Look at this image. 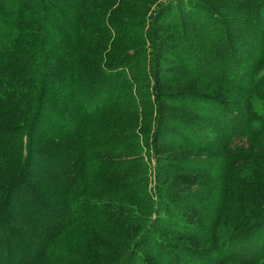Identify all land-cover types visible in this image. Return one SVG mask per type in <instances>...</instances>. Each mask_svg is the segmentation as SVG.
I'll return each mask as SVG.
<instances>
[{"label":"rangeland","instance_id":"obj_1","mask_svg":"<svg viewBox=\"0 0 264 264\" xmlns=\"http://www.w3.org/2000/svg\"><path fill=\"white\" fill-rule=\"evenodd\" d=\"M49 1L52 2V11L62 14L61 23L57 16L56 19L54 18L49 34L51 41L56 42L52 53L57 54L64 50V42H60L64 38L62 27L70 21L66 17L64 7L75 0ZM194 1L202 8H200L202 13L208 16L207 19L200 17L196 20L192 17L189 13V6L193 2L191 3L190 0H101L92 2L96 11L90 13H102L108 19L127 23L124 35L129 41H116L111 36L109 39L104 38V41L107 40L104 44L103 42L95 44L93 48L97 52H106L110 58H115L113 63L119 65V69L121 68L120 77H122L119 82L126 81L127 85L131 86L130 89H123L116 94L126 93L127 98L132 95V99L139 107V117L134 122L136 125L131 128L134 133L133 140L119 143V141L108 139L106 144H103L99 141L102 137L97 136L98 150L91 151L90 154L95 153L98 160L107 161L111 166L118 167L112 176L113 179L109 181L111 185L115 186L114 182L129 179L137 187L133 192L123 195L124 198H130L132 213L129 210L115 212V215L126 224L113 226L112 233L107 235H102L101 232L96 231V228L93 230L88 226L79 225L74 230L60 231L61 233L56 235L52 233L55 229H48L49 221H46L39 229L44 235L48 234V241L54 244L51 249L47 250V253L50 252L49 257L48 254L46 256L47 264H109L111 261H117L121 254L122 256L127 254L126 248L131 240L137 238L142 230L153 224L156 231L155 237L161 232L158 237L163 242L170 245L176 244L178 248L179 246L180 248L191 247L203 253L207 261L213 260V264L217 261H221L220 264H234L230 262L231 259L223 257L225 254L219 250V246L225 241L222 237L228 234L225 230H232L230 228L233 225L245 218L244 212L248 209L246 206L248 201L238 204L237 212L233 210L232 214L227 212L228 209L222 210L224 207L220 205V202L228 198V191L234 194L240 185L242 189L243 186L245 187L243 190L246 189L250 194L257 195L259 199L256 200L264 201V161L253 158L239 163L235 168L231 167L228 161L230 160L229 143L235 142L238 137L230 141L229 138L227 139V134L228 131L234 129L244 134L246 140L253 141L255 137L253 130L259 123V116L264 110V98L257 100L249 98L245 92L224 81L221 77L224 74L214 66L216 57L208 49L207 42L201 39L203 30L200 25L204 20L205 25L212 27L211 30L214 32L220 29L218 26L225 25L230 33L238 37L239 43L243 45L239 53L248 64L244 66V61L238 60L243 64L240 65L237 62L235 65L238 68L245 67L246 73H248V68L250 73L253 69L254 74L251 73L250 76L260 78L257 86L262 87L263 91L256 92L260 94L264 93V22L261 16L259 20H256L255 16L251 18L246 13V10L251 12L254 8L255 3H251V0H237L236 4L232 3L234 0ZM165 4H168L169 8L167 7V11L157 23L154 21L156 13ZM203 8L212 10L213 16L205 13ZM71 9V12L76 11L74 8ZM111 42L119 44L121 51L118 52L109 47ZM153 44H157L158 47L155 49ZM193 45L196 46L197 57L203 62L201 64H205L201 72L195 68L196 66L193 69L199 72L197 74L204 76L210 74L208 78L194 74L191 68L194 65L192 60L195 59ZM122 55L124 58L120 59ZM91 83L92 79L87 85ZM67 90L66 83H54L49 94L61 93L59 105L61 106L62 103L67 105L64 97L68 94ZM191 91H199L206 97L214 95V98L220 99L219 101L214 99L216 104H208L210 108L215 106L214 112L217 111V113L210 114L200 111V105L191 104L189 100L179 95L180 92ZM61 100L62 103H60ZM60 106L58 108L55 106V110L48 108L47 112L39 118L38 126L43 131H37L36 136L33 137V147L41 152V156H36L37 168L41 169L44 165H51V173L44 176L37 185L47 202L49 199L44 192L47 194L48 190L53 187H57L55 192L60 195L57 201L65 202L64 200L69 199L67 192L56 186L54 180L68 178L67 172L77 168L70 159L51 158L56 153L48 146L47 139L53 138L50 127L57 120L52 111H56ZM228 107L236 112V118L229 123L232 127L225 123L227 120L225 109ZM62 109L68 112L65 107ZM248 112L250 117L247 118L245 114ZM104 116H99L103 120H92L89 127L90 132L93 130L97 133L96 135H99L97 131L103 126L105 128L107 126L108 132L111 133L122 131L125 121L115 118L111 120ZM259 133L264 135V126ZM4 141L0 136V142L4 143ZM255 142H260V140ZM11 143L14 146L13 141ZM107 146H116V149L118 147L121 149L107 151ZM92 163L96 166L98 161H92ZM105 165L106 163L103 164ZM89 181L94 185H86V187L79 185L78 190H74L73 197L76 201L84 197L81 192H84L83 194L88 199L107 195V191L99 187V180L90 179ZM113 195L120 194L113 191L111 196ZM134 198L138 199L140 206L135 202L136 199L133 200ZM141 208L143 211H140ZM74 211L81 212L77 207ZM92 215L94 213L89 217L93 219ZM151 221H153L152 225H150ZM169 221L174 224L191 226V228H184L186 233L182 235L174 232L180 226L177 225L173 233H164L169 232ZM260 234L258 238L262 242L264 230ZM97 235L98 239H96ZM35 240L36 237H27L26 243L29 248L34 245ZM96 243L109 247L107 254L103 255L100 260L82 261L86 254L92 255L95 252ZM255 245L258 250L262 248L259 243ZM137 251L136 255L128 260L130 261L128 264H166L165 261H175L172 257L169 258L166 246L161 249L156 245L155 238L150 241L144 240ZM176 251L177 253L174 251L175 256L178 255L181 260V252H178L179 249ZM235 255L243 257L241 254L235 253ZM184 256L188 255L183 254V258ZM19 262L14 261L15 264ZM185 262L188 264L187 261Z\"/></svg>","mask_w":264,"mask_h":264},{"label":"trees","instance_id":"obj_2","mask_svg":"<svg viewBox=\"0 0 264 264\" xmlns=\"http://www.w3.org/2000/svg\"><path fill=\"white\" fill-rule=\"evenodd\" d=\"M96 1L101 0H75L64 7L66 17L70 21L65 27H62L64 38L60 42H64V50L55 54L52 51L56 47V42L51 41L49 34L54 18L57 16L61 23L62 14L52 11L51 1L0 0V133L3 134L0 136L5 140L4 143L0 142V264H15L14 261H20L17 264H47L46 256L48 254L49 257L50 253H47V250L51 249L54 244L52 241H48V234L46 236L40 230L46 221H49L48 229H55L52 233H56V235L74 230L78 225L88 226L93 230L96 228V231L101 232L102 235H107L112 233L113 226L126 224L115 215V212L129 210L132 213L130 198H124L123 195L133 192L137 185L132 184L129 179L114 182L115 186L111 185L109 181L113 179L112 176L118 167L111 166L107 161L98 160L95 153L90 154L91 151L98 150L99 141L106 144L108 139L119 141V143L133 140L134 133L131 128L136 125L134 122L139 117V107L132 99V95L127 98L126 93L116 94L123 89H130L131 86L127 85L126 81L119 82L122 77H120L121 68L119 69V65L113 63L115 58H110L106 52H97L93 48L95 44L102 42L104 44L107 41H104V38L109 39L111 36L116 41H129L128 37L124 35L127 23L108 19L102 13H90L96 11L95 5L92 3ZM190 2L193 3L189 6V13L194 19L208 18L194 0H190ZM235 2L238 3L237 0L232 3L236 4ZM250 2L255 3L254 8L251 12L246 10V13L251 18L255 16L256 20L263 18L264 22V0H251ZM76 6L77 8H75ZM167 7L169 8L168 4H165L158 9L154 21L157 23L160 21L167 11ZM71 8L76 11L71 12ZM203 9L206 11L205 13L213 16L212 10ZM217 18L219 19V17ZM205 24L206 21L202 20L201 39L203 42H207L208 49L216 57L214 66L224 74L221 76L224 81L245 92L249 98L255 100L264 98V93L256 94L258 90L262 92L263 89L257 86L260 78L250 76L251 73L254 74L253 69L250 73L248 68V73H246L245 67L238 68L235 65L239 61H244V66L248 64L239 53L243 45L239 43L238 37L230 33L225 25L218 26L220 29L217 27L214 32L211 30L212 27ZM109 47L115 51H121L119 44L116 45L115 42H111ZM153 47L156 49L158 46L153 44ZM192 47L195 48L193 50L195 59L192 60L194 65L191 68L194 74H197L201 72L205 64H201L203 62L197 57L196 46ZM188 54L194 56L192 53ZM119 58L124 57L122 55ZM194 67L200 71L193 69ZM197 75L205 78L210 77V74L208 76ZM246 76L248 77L246 78ZM90 79H92V83L87 85ZM58 81L67 84L68 94L64 96L67 105L62 103V100L60 101L62 105H59L61 93L49 94L51 86L54 83H59ZM179 95L189 100L191 104L200 105V111L210 114L217 113V111L214 112L215 106L213 108L208 106V104H216L215 100H220L214 98V95V97L212 95L206 97L199 91L180 92ZM55 106L56 108L60 107L56 111H52L53 116L57 118L50 127L52 132V136H50L53 138L47 139L48 146L56 153L51 158L70 159L77 167L67 172L68 178L54 180L56 186L67 192L69 199L64 200L65 202L57 201L60 198L58 192H55L57 187L48 190L47 194L44 192L49 199L47 202L37 186L44 176L51 173V165H44L41 169L37 168L36 156H41V152L33 147V137L36 136L37 131H43L38 126L39 118L47 112L48 108L55 110ZM63 107L68 112L64 111ZM225 110L227 114L225 123L229 126L231 120L233 122V119L236 118V112L229 107ZM100 115H105L111 120L115 118L125 121L122 131L111 133L108 132L107 126L106 128L103 126L97 131L99 135H96L97 133L93 130L90 132L89 127L92 120H103L99 117ZM245 115L247 118L250 117L249 112ZM259 120L253 130L255 136H253V141L246 140L244 134L238 133L234 129L228 131L227 139L229 138L230 141L238 137L235 142L229 143L228 156L230 160L228 161L231 167L235 168L239 163L253 158L264 161V135L259 133L264 126V110H262ZM97 136L104 139L101 138L98 141ZM256 140H260V142H255ZM101 147L104 148L102 145ZM107 147V151L121 149L120 147L116 149V146ZM258 154L262 155L257 156ZM92 161H98L97 165L93 166ZM104 163H106L105 166H103ZM67 174L66 176H68ZM90 179L99 180V187L105 189L107 195L88 199L83 194L84 192H81L84 197L82 200L76 201L73 197L74 190H78L79 185L81 187L94 185L90 184L92 183L89 181ZM243 189L240 185L234 194L228 191V198L220 202V205L224 207L222 210L228 209L227 212H231L230 214L233 213V210L235 213L237 212L236 207L242 201H248L246 205L248 209L244 212L245 218L233 225L230 228L232 230H225L228 234L221 236L225 241L220 244L219 250L225 254L224 258L231 259L230 262L234 264H264V236L262 235V242L258 238L264 230V201L256 200L259 199L257 195L250 194L246 189ZM113 191L119 192L120 195L111 196ZM232 195L235 196L232 198ZM135 202L140 206L138 199ZM76 207L80 208L81 212H75ZM140 211L143 209L141 208ZM93 213L92 219L89 215ZM152 222L150 225L153 224ZM169 224V232L165 231L164 233H173L177 225L180 226L174 232L182 235L186 233L184 228H191V226L174 224L171 221ZM154 228L153 224L142 230L139 236L132 239L127 246V254L124 256L121 254L117 259L119 262L115 260L116 262L111 261L109 264H128L130 262L128 260L136 255L142 242L146 239L150 241L152 238H155L159 248L164 249L166 246L169 258L172 257L175 260L165 261L166 264H187L185 261L188 264H213V260L207 261L203 257V253L197 252L191 247L180 248L179 246L178 248L176 244L170 245L163 242L158 237L161 232L155 237ZM31 236L36 237V240L34 245L29 248L26 239ZM98 238L97 235L96 239ZM258 243L262 246L259 250L255 245ZM109 249L105 245L96 243L95 252L92 255L86 254L82 261L100 260ZM176 249H179V253L181 252V260L178 255L175 256ZM231 250L232 252H230ZM235 253L241 254L243 257H238ZM183 254L188 256L183 258ZM220 262L217 261L216 264H220Z\"/></svg>","mask_w":264,"mask_h":264}]
</instances>
